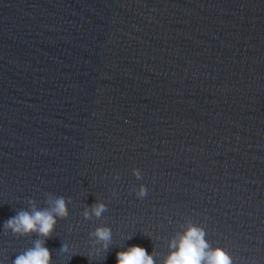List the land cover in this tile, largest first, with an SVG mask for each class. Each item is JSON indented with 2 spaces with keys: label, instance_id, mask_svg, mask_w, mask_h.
Here are the masks:
<instances>
[{
  "label": "water",
  "instance_id": "obj_1",
  "mask_svg": "<svg viewBox=\"0 0 264 264\" xmlns=\"http://www.w3.org/2000/svg\"><path fill=\"white\" fill-rule=\"evenodd\" d=\"M58 196L50 264H162L189 223L264 264V0H0V264L37 238L3 222Z\"/></svg>",
  "mask_w": 264,
  "mask_h": 264
},
{
  "label": "clouds",
  "instance_id": "obj_2",
  "mask_svg": "<svg viewBox=\"0 0 264 264\" xmlns=\"http://www.w3.org/2000/svg\"><path fill=\"white\" fill-rule=\"evenodd\" d=\"M132 175L140 178L137 169H132ZM118 177L114 176L113 179ZM146 195L144 185L138 186L135 196L142 198ZM48 207L37 209L32 206L29 210H20L15 215L3 222L2 229L11 232L14 236L27 237L32 234L36 239L30 247L15 255L12 264H50V252L45 245L46 239L52 234L56 225V218L63 216L65 212V197L58 196L46 201ZM31 205L32 202L29 201ZM106 211V205L97 202L82 213L85 220L90 216L99 218ZM112 229L108 226L93 228L89 236L99 242V248L89 253V259L105 253L112 242ZM205 230L197 225L188 224L182 231L177 232L168 242V252L164 256L162 264H232V258L221 248H213L205 239ZM125 240L132 239V234L125 235ZM123 250L115 253L114 264H155V254L146 252L139 245L121 246ZM58 252L67 254L68 245L58 244Z\"/></svg>",
  "mask_w": 264,
  "mask_h": 264
}]
</instances>
